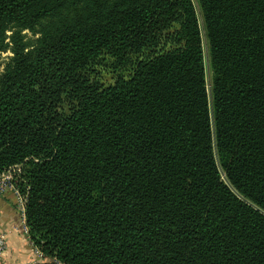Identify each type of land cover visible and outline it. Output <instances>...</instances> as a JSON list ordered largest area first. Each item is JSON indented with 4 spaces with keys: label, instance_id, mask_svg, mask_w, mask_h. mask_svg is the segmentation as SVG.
<instances>
[{
    "label": "trees",
    "instance_id": "16d2710c",
    "mask_svg": "<svg viewBox=\"0 0 264 264\" xmlns=\"http://www.w3.org/2000/svg\"><path fill=\"white\" fill-rule=\"evenodd\" d=\"M43 19L0 76V172L21 166L32 245L264 264V0H0V51Z\"/></svg>",
    "mask_w": 264,
    "mask_h": 264
},
{
    "label": "crops",
    "instance_id": "0c3cea01",
    "mask_svg": "<svg viewBox=\"0 0 264 264\" xmlns=\"http://www.w3.org/2000/svg\"><path fill=\"white\" fill-rule=\"evenodd\" d=\"M14 197L10 188L0 192V233L5 234L7 245L2 264H58L55 259L36 252L27 233L22 229Z\"/></svg>",
    "mask_w": 264,
    "mask_h": 264
},
{
    "label": "rangeland",
    "instance_id": "374dc122",
    "mask_svg": "<svg viewBox=\"0 0 264 264\" xmlns=\"http://www.w3.org/2000/svg\"><path fill=\"white\" fill-rule=\"evenodd\" d=\"M201 20V19H200ZM49 20L48 19H43L41 20L38 24L33 26L32 28H17L15 26H10L5 35H4V48L2 51H0V76L4 71L5 65L11 60L13 57V43H12V36L13 33L16 30H19L21 35H22V41L24 43V51H29L31 50L35 45L36 41L40 35V29L43 25H45ZM202 27V25H201ZM203 33V43H204V50H205V61H206V78H207V84L209 87L210 83V70L208 66V59H207V47H206V40L204 37V32ZM18 181L17 178L15 179V182Z\"/></svg>",
    "mask_w": 264,
    "mask_h": 264
},
{
    "label": "built area",
    "instance_id": "2783aa9c",
    "mask_svg": "<svg viewBox=\"0 0 264 264\" xmlns=\"http://www.w3.org/2000/svg\"><path fill=\"white\" fill-rule=\"evenodd\" d=\"M21 172V166L15 165L10 167L2 172H0V192H4L7 188H10L14 192V202L15 206L20 214L22 229L25 233H27V227L25 225V196L22 194L19 189L17 188L15 179L17 178L18 174ZM35 247V246H34ZM7 248L6 245V237L5 234L0 233V264H2V257ZM36 252L38 255H42L41 251L35 247ZM61 264L60 262H57Z\"/></svg>",
    "mask_w": 264,
    "mask_h": 264
}]
</instances>
